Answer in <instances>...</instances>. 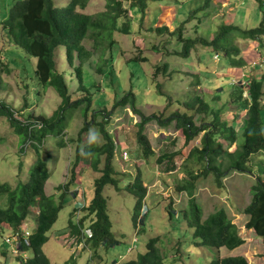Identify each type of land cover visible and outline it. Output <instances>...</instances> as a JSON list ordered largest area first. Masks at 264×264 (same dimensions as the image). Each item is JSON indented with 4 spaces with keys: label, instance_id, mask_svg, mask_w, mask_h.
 Instances as JSON below:
<instances>
[{
    "label": "rangeland",
    "instance_id": "rangeland-1",
    "mask_svg": "<svg viewBox=\"0 0 264 264\" xmlns=\"http://www.w3.org/2000/svg\"><path fill=\"white\" fill-rule=\"evenodd\" d=\"M17 1L0 0V24L6 20L8 10ZM55 1L61 8L68 0ZM105 3V0H90L81 12L89 15L103 12ZM122 5L127 11L129 33L122 34L116 30L106 36V43L101 49L104 54L100 53L97 59L93 57V65H83L81 83L74 81L69 73L71 71L62 66V60L59 61L60 70L68 74L66 80L71 92L74 93L79 87L81 89L73 94V98H89L91 109L86 118L83 108L87 102L79 109L68 112L66 127L58 138L64 140V148H58L53 136L46 137L40 147L50 174L44 188L47 196H55L58 201L60 188L70 183L72 172L76 175L74 199L66 194L57 220L47 232L49 239L42 248L43 253L50 264H122L144 253L149 239L159 238L157 247L167 257L164 264H208L216 256H243L248 264H262L264 248L261 240L244 227L246 216L243 210L250 201L252 177L229 170L221 178L222 188H219L213 173L201 175L204 161H198L196 154L195 157H187L189 150L201 147V138L208 131L201 122L207 123L209 118L193 115L195 126H204L205 129L186 146L183 135L174 127V121L162 125L158 119L170 118L175 113L191 115L192 111L187 107L193 104L192 99L197 95L213 110V114L219 111L220 121L238 129L246 110L232 106L230 101L235 90L230 86V80L235 73L227 69L226 58L215 57L216 52L212 48L202 45H195V49L190 50L189 56L184 58L180 54L182 45L179 42L198 37L211 39L221 25H234L241 29L255 27L264 12V2L260 11L256 10L258 4L253 0H122ZM125 19H118L116 28H120ZM247 43L242 44L241 55L252 64L241 73L237 72L240 76L234 77L232 83H245L253 73L259 76L264 71V37L260 41ZM84 45L92 50L90 39L85 40ZM14 51L20 55L1 50L0 102L11 106L15 112L14 118L22 124H33L38 117H51L60 100L50 90L45 91L40 101L37 100L34 96L36 84L32 79L36 60L31 58L27 63L22 58L23 51ZM164 64L167 65L166 73L162 69ZM7 68L9 73L6 72ZM98 69L102 71L98 73ZM22 72L27 75L19 78ZM195 78L200 82L194 83ZM262 89L260 117L264 125V83ZM26 92L29 94L26 95ZM129 93L133 94L134 105L142 116L156 115L157 118L144 126L143 134L154 151V156L146 160L142 159L136 145L141 115L134 114L129 105L121 107L116 104ZM92 116L95 125L90 124L88 130L81 133L85 121H90ZM104 116L107 122L103 127L116 145L112 165L119 192L111 186H106L103 191L113 245L94 250L91 244L85 245L83 240L76 243L75 239L70 238L66 227L71 220L72 205L88 203L92 195V180L99 176L98 173H91L89 160L82 149L92 138L97 139L99 144L103 143L100 127L96 124L102 123ZM25 144L21 150V138L7 120L0 117V182L15 187L18 181H25L27 171L35 161L30 143ZM223 147L224 150L236 148L231 146L230 149L227 144H223ZM154 157L164 158V162L157 166ZM166 159L175 163L174 171L164 172L170 164ZM259 159L263 164L250 167L252 175L264 173V155L252 156L254 162ZM17 173L20 174L19 179ZM137 174L147 188V196L142 207L145 209L143 224L135 229L132 218L136 199L126 190L134 183ZM192 175H199L193 183V195L201 209L202 219L218 209H224L236 225L238 235L244 241L242 245L214 251L193 243L192 233L185 228L181 212L187 208L188 196L178 191V187L192 181ZM165 202L173 209L171 215L165 210ZM74 215L78 220L83 217L80 213ZM34 219L33 216L28 218L22 229L32 228ZM83 219L84 225H87L88 217ZM6 232L5 228L0 230V264H5L3 253H7L8 249L12 255L13 251L16 252V248H9L12 243H3V236L4 239L11 236ZM87 234H90L89 231ZM174 253L179 259L171 262ZM7 258L12 261L10 264H15L9 255Z\"/></svg>",
    "mask_w": 264,
    "mask_h": 264
},
{
    "label": "trees",
    "instance_id": "trees-1",
    "mask_svg": "<svg viewBox=\"0 0 264 264\" xmlns=\"http://www.w3.org/2000/svg\"><path fill=\"white\" fill-rule=\"evenodd\" d=\"M89 1L68 0L60 8L55 0H19L10 7L6 20L0 24V55L1 50H8L10 53L20 55L14 51V49H19L23 51L22 58H25L27 63L31 58L35 59L34 68L33 65L30 67V71L33 68L32 79L36 84L34 96L40 101L45 91L50 90L60 100L57 110L51 117H38L33 124L20 123L14 118L15 112L12 107L0 102V117L5 118L9 126L21 138L23 143L21 150L24 149L25 143H30V150L35 156V161L28 169L24 182L18 181L15 187H11L6 182H0V230L5 228L6 233H10L11 236H9L12 237L14 234L23 233L22 226L28 218L32 216L35 218L33 227L27 228L29 236L26 243L22 238H19L11 242V245L8 244L9 248L10 246L16 248V252L13 251L12 255L8 249L7 253H3L6 257L5 264L12 262L8 260L7 255L14 259L15 264H50L42 251L49 239L47 232L56 222L66 194H70L74 199L73 183L76 177L74 172H72L70 183H66L64 188H60L58 201L55 200V196H47L44 190L50 174L40 150L43 140L53 136L58 148H64V140L58 138L66 127L68 112L79 109L84 106V102H87L83 108V116L86 118L91 109L89 98H73V94L81 89L79 87L74 90V93L71 92L66 80L68 74L65 70H60L59 61L62 60V66L71 71L69 73L74 81L81 83L84 73L83 65L85 63L94 64L92 58L97 59L102 53L101 49L102 45L106 43V36H110L116 30L122 34H128L130 30L127 11L122 5V0H105V11L94 15L81 12L87 7ZM253 1L258 4L256 10L260 11L264 0ZM120 18L125 21L120 28H116L117 20ZM180 35L181 33L178 37ZM262 37H264V12L255 27L241 29L234 25H221L216 35L211 39L198 37L195 40H181L179 42L182 45L180 54L184 58L188 57L190 50L195 49V45L210 47L216 52L217 57L226 58L227 69L235 73L233 77L231 76L234 80V77L240 76L237 72L241 73L252 64L241 55L242 44L247 45L249 41H260ZM87 39L92 42V50L84 45V41ZM162 69L166 73L167 65L164 64ZM9 71L7 68L6 72L9 73ZM101 71V69L97 70L98 73ZM23 74L27 75L22 72L18 77L20 78ZM195 79L194 83L200 82L198 78ZM232 80H230V86L235 88L230 97L232 106L243 107L246 110L237 130L220 121V115L217 114L219 111L213 114V110H210L204 100L197 95L192 99L193 104L187 107L192 111L191 115L175 113L170 118L158 119V122L161 121L162 125H168L174 121V127L183 135L184 146H186L196 138L201 130L205 129L204 126H195L193 115H203L204 118L210 119L207 123L201 122L207 126L208 130L201 138V147L189 150L187 157L192 158L196 154L198 161H204L201 175L206 176L213 173L219 188H222L221 178L229 170L240 174H249L252 177L253 183L249 192L250 201L243 210L246 216L244 227L246 230L253 231L255 236L261 240L264 248V173L252 175V172L249 171L250 167L255 168L263 164L260 159L254 162L252 156L264 155V125L260 117L264 71L260 73L259 77L255 74L251 76L246 85L234 84ZM21 88L26 87L21 86ZM28 94L26 92V95ZM27 100L26 98V102H28ZM134 101L133 94L129 93L116 104L121 107L129 105L134 114L141 115L137 125L136 145L142 159L146 160L149 156H154V151L148 138L143 134L144 126L157 118L156 115L142 116L135 107ZM102 120V123L96 125L100 127L103 143L99 144L97 139L92 138L90 143L82 149L83 154L89 160L88 168L91 173H98L99 176L92 180V195L88 203L78 202L72 205L71 220L68 221L66 227L70 238L75 239L76 243L83 240L85 245L91 244L94 250L101 246L113 245L107 200L103 196V191L106 186H111L119 192L116 172L112 165L116 145L103 127L107 122L105 116ZM90 124L95 125L93 116L90 121H85L81 133L87 131ZM223 144H227L230 149L231 146L236 148L224 150ZM161 157L157 159L154 157L157 166L164 162V158ZM171 157L172 155L168 156V158ZM169 161L170 164L164 171L166 173L176 169L175 163L171 159ZM224 162H226L225 166ZM100 165H102L101 168H99ZM258 172L260 171L258 170ZM197 176H190L191 182H186V185L178 187V191L185 192L188 196L187 208L181 212L185 228L192 233L193 243L214 251L215 249H230L242 245L244 241L238 235L236 225L228 218L224 209H218L202 219L201 209L193 195V183ZM16 177L19 179L20 174L17 173ZM126 191L133 194L136 199L132 221L135 229H138V226L143 224L145 209L142 207L147 196V188L143 185L139 174L136 175L134 183L128 186ZM164 207L171 215L173 209L170 204L167 205L165 202ZM75 213H80L83 217L87 216L89 223L84 225L83 217L80 220L75 219ZM87 231L90 234H87ZM158 240L159 238L149 239L145 244L144 253L138 254L135 259L122 264H164L167 257L163 256V252L157 247ZM2 241L6 244L4 236ZM26 254L27 256H25ZM174 254L171 257V262L179 259V256ZM208 264H248V262L243 256H216Z\"/></svg>",
    "mask_w": 264,
    "mask_h": 264
},
{
    "label": "built area",
    "instance_id": "built-area-1",
    "mask_svg": "<svg viewBox=\"0 0 264 264\" xmlns=\"http://www.w3.org/2000/svg\"><path fill=\"white\" fill-rule=\"evenodd\" d=\"M215 57H217V55H215ZM235 83V82H234ZM238 83H240V82H238ZM238 83H235V84H238ZM243 85H246V82L245 83H242ZM242 84H240V85H242ZM29 231L28 230H26V229H23V233L21 232L20 234H14L12 237H10V238H6L5 239V242L6 243H11V242H13V241H16V240H18L19 238H22L23 239V241L26 243L27 242V238H28V236H29V233H28ZM135 241V240H134ZM129 251H131V249H129Z\"/></svg>",
    "mask_w": 264,
    "mask_h": 264
},
{
    "label": "crops",
    "instance_id": "crops-1",
    "mask_svg": "<svg viewBox=\"0 0 264 264\" xmlns=\"http://www.w3.org/2000/svg\"><path fill=\"white\" fill-rule=\"evenodd\" d=\"M253 75H254V73H253ZM256 76V75H255ZM259 76H260V74H259ZM259 76H257V77H259ZM243 78V77H242Z\"/></svg>",
    "mask_w": 264,
    "mask_h": 264
}]
</instances>
